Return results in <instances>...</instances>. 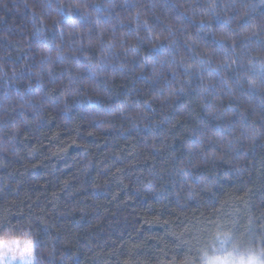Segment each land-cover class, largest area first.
<instances>
[{"label": "trees", "instance_id": "trees-1", "mask_svg": "<svg viewBox=\"0 0 264 264\" xmlns=\"http://www.w3.org/2000/svg\"><path fill=\"white\" fill-rule=\"evenodd\" d=\"M217 223L264 239V0H0V230L182 264Z\"/></svg>", "mask_w": 264, "mask_h": 264}, {"label": "clouds", "instance_id": "clouds-1", "mask_svg": "<svg viewBox=\"0 0 264 264\" xmlns=\"http://www.w3.org/2000/svg\"><path fill=\"white\" fill-rule=\"evenodd\" d=\"M38 248L31 224L0 230V264H39ZM182 264H264V239L242 238L217 223L207 230L195 256L184 257Z\"/></svg>", "mask_w": 264, "mask_h": 264}]
</instances>
